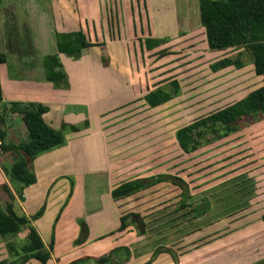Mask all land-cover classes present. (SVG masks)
<instances>
[{"label":"rangeland","instance_id":"rangeland-1","mask_svg":"<svg viewBox=\"0 0 264 264\" xmlns=\"http://www.w3.org/2000/svg\"><path fill=\"white\" fill-rule=\"evenodd\" d=\"M24 1L18 0L20 4ZM44 1L41 0V5ZM92 4L94 10L99 9L94 17L98 19L101 15L106 19L100 24L102 29L96 23L88 30L89 36L93 39L104 37L112 42L109 45L93 44L102 50L97 63L85 58L75 65L78 73L87 72L82 75L86 86H89L87 93L97 97L107 93L110 86H115L109 77L102 74H107L106 70L114 72V68L125 70L132 85H142L141 99L159 88L170 94L168 99L154 107L145 102L113 106L105 118L108 121L105 129L110 138L106 149L114 159L111 163L113 177L119 184L139 181L136 189L116 200H119L120 213L133 211L139 215L134 217L136 229L127 227L133 231L130 243L135 245L133 251L137 259L141 264H264L263 113L251 112L231 129L216 125V131L210 132L203 128L192 152L182 151L175 137L180 127L233 103L263 85L264 74L254 73L250 53L246 50L228 48L216 51L207 48L200 25L198 0H90L87 5L91 11ZM21 11L19 6L13 17L17 24L23 21ZM128 19L139 20L135 26ZM20 31L15 29L12 33L10 30L12 38H9L14 45L22 39L18 35ZM149 37L161 43L148 50L143 42ZM89 50L94 57L96 51L93 48ZM98 52L100 54L97 50L96 56ZM228 56H238L243 66L236 68L230 65L219 70L210 68L212 62ZM13 69H9V74L16 77L19 71ZM110 98L108 103L113 101ZM6 124L12 127V141L18 143L20 136L14 122ZM87 150L92 153L86 154ZM87 150L69 166L63 162L65 169L73 170L62 174L50 190L48 198L51 204L47 200L43 204L42 212L48 208L43 218L44 221L50 220V216H54L53 210L59 215L72 191H64L66 182L67 186L69 181L74 185L86 176L64 223L68 225L74 218L71 213L77 211L80 193L85 218H77L75 228L82 230L84 223L89 229L95 224V233L111 235L116 228L111 230V222L115 219L110 201L106 195L101 206L95 204L91 179L85 172L100 163V153L95 148ZM89 155H95L94 162H89ZM178 178L188 188V204L196 205L202 198L209 200L210 207L206 213L196 217L190 207H177L181 198V188L176 185L180 184ZM96 191L106 190L99 188ZM58 197L62 202L54 205ZM71 228L69 225V230ZM141 229L144 232L137 233ZM80 233L75 239L76 244ZM26 240L27 237L16 240L17 249L18 243L22 245ZM160 246L166 249L152 255ZM171 252L175 253V259ZM10 256L13 255L8 254ZM100 257L95 258L99 264ZM34 263L39 264L36 260Z\"/></svg>","mask_w":264,"mask_h":264},{"label":"crops","instance_id":"crops-1","mask_svg":"<svg viewBox=\"0 0 264 264\" xmlns=\"http://www.w3.org/2000/svg\"><path fill=\"white\" fill-rule=\"evenodd\" d=\"M86 1L89 2L90 0H45L41 5V0H25L23 4H20L18 0H0V54H3L5 57L4 61L0 62V86L2 92V99L0 100V126L3 132L2 140L6 144H17V142L12 141L14 139L12 136L13 132L10 129V124H6L8 121L14 122L13 125L15 126L16 133L20 136V141L26 138V129L21 115L10 109V102L42 103L47 106V110L43 113L42 117L49 126L55 129H64L62 127L64 124L66 126L64 130L65 143L40 153L33 160V171L36 180L33 184L22 190L21 197L15 194L8 177L1 169V164L11 163L13 153L3 151L0 154V185L7 184L9 186L14 195L13 204L16 213L23 214L28 219V225L22 227V230L17 234L0 235V259L8 257L5 247L6 243L24 239L30 225L36 229L44 247L50 253V257L45 264H99L95 258L107 255L114 248H121L118 251V255L116 257L112 256L109 262L100 264L142 263L137 259L138 257H136L133 251L135 245L130 243L133 240V231L127 228L121 231L117 230V219L119 220V216L121 215L120 208H118L120 204L117 205L119 200H114L111 197L110 191L119 183H117V178L113 177L114 170L111 163L114 159H112V153H107L106 142L110 138L107 136L108 131L105 129L108 123V121H105V118L110 112L109 109H112L113 106L116 108L131 102H144L140 96V87L142 85H132V82H128L127 80L126 75L128 74H126L125 70L123 72L112 68L114 72L106 70L107 74H102L103 77H109L111 79L110 82L112 81L111 83L115 84V86H110L111 89L107 93L100 94L97 97L90 96L87 93L89 86H86L84 77L82 76L86 75L87 72H83L84 74L78 73L75 65L85 58L97 63L101 58L102 50H100V47L96 48L93 44L99 42L109 45L112 41H106L101 36L100 39H93L92 36H89L88 30L95 27L96 23H98L99 29H102L100 24L103 21L105 22L106 18L100 15L96 19L94 14L99 9L94 10V4H92L91 11ZM19 6L22 9L21 14L23 16L21 24L13 21V17L18 11ZM39 13H41V16ZM36 15L39 17L37 18ZM138 20L130 19L129 21L128 19L135 26ZM14 23H16V28L14 27ZM131 26L134 27V25ZM15 29L23 31V35H21V31L18 34L22 39L19 40L17 45H14L15 43L10 40L12 38L10 30L13 33ZM77 30H81L86 40L92 45L83 49L80 56L73 57L74 59H72V56L64 53H58L56 33ZM18 35L16 34V36ZM118 43H121L120 40ZM13 47L14 49H12ZM89 48H93L96 51L94 57L91 56ZM97 50L100 51V54L98 52L99 55L96 56ZM49 54H57L59 57L62 65L61 70L66 76V83L61 86H55L52 82L45 79L43 58ZM11 67L14 68L13 70L17 69L19 75L16 77L12 75L11 77L9 74L11 73L9 70ZM109 97L113 99L111 103H108ZM80 123L83 125L82 127H80ZM70 126H76L77 130H71ZM87 148L92 150L95 148V151L100 153V163L88 168L85 172L89 173L91 179L90 187L95 204H98V207L101 206L103 198L106 195L110 201L109 204L115 219L111 222V230L116 228V230L112 231L113 234L111 235H106L107 233H95V229H97L95 224L91 228L88 227L89 229L86 228L84 223L82 224V230L79 227L75 228L77 218L78 220H80V217L85 218V213H83L85 212L83 208L84 204L80 200V193L77 196L79 199L77 211L71 213L74 214V218L71 219L70 224L64 223L69 208L75 201L78 189L82 188L86 176L78 179L79 183L76 182L74 185L72 181H69L71 184L69 183V186H67L66 182L63 187L64 191L67 190L66 192H68L69 189L72 191L59 215H57V211L53 210L54 216L51 215L50 220L44 221L43 218L48 208L46 207L43 212L42 208L45 201H49L50 190L59 182V177L62 174L73 170L65 169L63 162H65L66 166H69L74 160L80 159V153L86 151ZM89 152L91 151L87 150L86 154ZM94 156H88L89 162H94ZM84 158L86 159V157ZM99 188H103L106 191L97 192L96 190ZM62 196L64 200V194ZM60 197L55 199L54 205L61 204ZM0 199L1 202L9 200L7 193L3 190L0 191ZM48 204H51V202L49 201ZM69 225L72 226L70 230ZM79 233L80 237L76 244L75 239ZM127 249L129 255L127 254ZM124 250H126V253ZM123 251L126 255H124ZM35 260L41 264L35 258H30L22 264H37L34 263Z\"/></svg>","mask_w":264,"mask_h":264},{"label":"trees","instance_id":"trees-1","mask_svg":"<svg viewBox=\"0 0 264 264\" xmlns=\"http://www.w3.org/2000/svg\"><path fill=\"white\" fill-rule=\"evenodd\" d=\"M200 25L203 27L207 48L209 50H224L228 48L243 49L250 53L251 64L256 75L264 74V0H198ZM161 43L160 40L145 38L143 45L150 50ZM56 44L58 53L68 56L78 57L82 50L92 44L86 40L81 30L71 32L56 33ZM5 59L0 54V62ZM240 68L243 66L242 60L235 56L223 57L210 64L212 70L223 69L227 66ZM61 63L57 54H49L43 58L44 76L47 81L55 86L66 83V76L61 70ZM170 94L161 88L148 92L143 98L145 104L150 107L165 101ZM2 92L0 86V100ZM133 103V102H131ZM10 109L21 115V119L26 129V138L17 144H6L3 141L2 152L10 151L13 153L11 163L1 164V169L8 177L15 194L21 197L22 190L33 184L36 180L33 171V160L40 153L52 148L61 146L66 138L64 129H55L49 126L42 115L47 110V106L36 102H10ZM251 112L263 113L264 115V84L250 90L242 98L230 103L222 108L212 111L204 117L197 118L189 124L180 127L176 133V141L184 152H192L196 149L197 139L203 134V128L210 132L216 131V125L231 129L237 121L244 118ZM73 131L76 126H70ZM0 136L3 139V132L0 126ZM178 180H180L178 178ZM139 181L122 182L111 189V197L117 200L121 196L136 189ZM181 188L178 208L190 207L194 216L199 217L209 210L210 202L206 198L191 206L187 203L190 197L188 188L184 181L176 184ZM144 187H148L145 185ZM0 189L5 191L9 200L1 202L0 199V235H13L28 225V219L23 214L16 213L14 209V195L7 184H1ZM137 212L126 211L119 216L118 231L124 230L134 225ZM130 220H128V218ZM137 232V230H136ZM143 229L137 233L142 234ZM27 240L24 244L15 246V241L7 242L6 249L8 254L13 255L0 259V264H22L30 258H35L45 264L50 257L49 251L33 226H28ZM121 248L110 250L107 256H101L100 263L111 260L112 256H117ZM126 249V248H125ZM166 247H157L152 255H156ZM127 254L129 251L127 249ZM175 259V253L171 252ZM177 262V261H176Z\"/></svg>","mask_w":264,"mask_h":264},{"label":"built area","instance_id":"built-area-1","mask_svg":"<svg viewBox=\"0 0 264 264\" xmlns=\"http://www.w3.org/2000/svg\"><path fill=\"white\" fill-rule=\"evenodd\" d=\"M2 145H3V140L2 137L0 136V154L2 153Z\"/></svg>","mask_w":264,"mask_h":264}]
</instances>
